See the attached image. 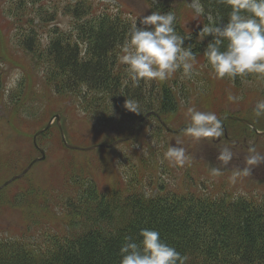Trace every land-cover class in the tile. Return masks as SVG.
<instances>
[{"label": "trees", "instance_id": "1", "mask_svg": "<svg viewBox=\"0 0 264 264\" xmlns=\"http://www.w3.org/2000/svg\"><path fill=\"white\" fill-rule=\"evenodd\" d=\"M19 2L10 10L14 19L24 9ZM145 2L155 25L76 0L63 8L70 28L49 26L42 46L36 30H19L17 20L11 30L32 64H45L44 81L54 95L70 94L93 121L114 122L116 139L145 117L164 128L158 116L167 124L178 97L188 101L184 89L174 92L175 79L150 86L140 54L128 60L126 47L142 36L161 45L158 64L166 70L264 82V0H198L202 22L193 30L179 19L175 1ZM39 9L45 24L56 20L52 9ZM71 172L58 201L66 230L44 234L40 244L23 235L0 239V264H264V196L179 191L162 182L151 194L129 181L102 189L93 177Z\"/></svg>", "mask_w": 264, "mask_h": 264}, {"label": "rangeland", "instance_id": "2", "mask_svg": "<svg viewBox=\"0 0 264 264\" xmlns=\"http://www.w3.org/2000/svg\"><path fill=\"white\" fill-rule=\"evenodd\" d=\"M17 1L0 0V185L41 155L32 144L33 135L48 122L50 130L37 139L44 158L34 161L23 176L0 189V239L23 235L32 245L40 244L48 232H64V211L58 201L64 198L60 194L71 171L93 177L102 189L124 188L129 181L149 193L162 182L179 191L214 190L232 196H264V134L237 120L245 118L257 130H264L262 80L254 78L234 84L200 70L197 73L166 70L158 64L161 45L142 36L126 47L128 60L142 56V72L150 86L171 85L175 79L174 92L184 89L189 94L188 101L175 95L178 107L168 115V126L177 130L185 125H204L218 116L221 120L206 127L207 130L184 129L173 133L147 116L134 134L130 132L129 140L108 148L69 149L60 137L61 128L69 144L108 145L118 138L115 123L106 126L89 119L70 94L54 95L44 81L45 64L35 60L32 64L30 55L15 41L10 22L17 20L19 30L28 27L36 30L42 46L47 42L49 26L70 28L72 21L64 15L63 8L76 0H43L36 4L20 0L24 9L14 19L10 10ZM85 1L92 11L102 8L155 25L145 0ZM173 1L184 26L193 30L201 25L198 0ZM38 7L55 11L56 20L45 24ZM26 20L32 24L25 23ZM128 124L134 127L133 122Z\"/></svg>", "mask_w": 264, "mask_h": 264}, {"label": "water", "instance_id": "3", "mask_svg": "<svg viewBox=\"0 0 264 264\" xmlns=\"http://www.w3.org/2000/svg\"><path fill=\"white\" fill-rule=\"evenodd\" d=\"M147 115H148V114H147ZM55 116H56L57 120H59V114H56ZM233 118L235 119V117H233ZM142 119H143V118H142ZM142 119H141V120H142ZM158 119H159V121L161 122V124L166 128V130H168V131H170V132H180L182 129H185V128L201 129V128H204V127H209L210 125H212V124L215 123L216 121L221 120V118H219V119L212 120V121H210L208 124H205V125H202V126H187V125H185V126H182L181 128H179V129H177V130H172V129H171V128H170V127L164 122V121H162V119H161L159 116H158ZM237 120L242 121V122L248 124V125H249L253 130H255L257 133L264 134V130H263V131H259V130H257L256 127H254V125H252L247 119H244V118H238ZM139 122H140V121H137V122L135 123V125H134L135 128H133L132 131H135V129H136L137 125L139 124ZM49 124H50V122L47 123V126H46V127H43V128H41V129H39V130L33 135V143H34L35 147L38 148V150L40 151L41 155L38 156V157H36L34 160H32V162H30V163L28 164V166H27L22 172H20V173L14 175V176H12L11 178H9V179L6 180L5 182H3V183L0 185V189L2 188L3 185H6V184L10 183L11 181H13L14 179L23 176V175L27 172V170L30 168L31 164H32L34 161L39 160V159H41V158H44L43 150H42V148H40V147L37 145V143H36V138H37V136H38L39 133L43 132V131L49 126ZM60 130H61V129H60ZM132 133L134 134V132H132ZM131 135H132V134H131ZM61 136H62V139H63V141H64V143H65V145H66L67 147L72 148V149H79V150H90V149H94V148H96V147H100V146L110 147V146H112V145H114V144H116V143H119V142L125 141V140H127L128 138H130V137L119 138V139L114 140L113 143L108 144V145H106V144H95V145L87 146V147H79V146H76V145H72V144L67 143V142L65 141V139H64L63 131H62V130H61Z\"/></svg>", "mask_w": 264, "mask_h": 264}]
</instances>
